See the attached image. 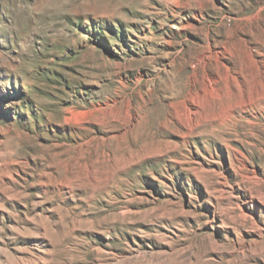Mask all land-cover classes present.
Masks as SVG:
<instances>
[{
    "label": "rangeland",
    "instance_id": "1",
    "mask_svg": "<svg viewBox=\"0 0 264 264\" xmlns=\"http://www.w3.org/2000/svg\"><path fill=\"white\" fill-rule=\"evenodd\" d=\"M249 46L264 0H0V264H264V88L222 109Z\"/></svg>",
    "mask_w": 264,
    "mask_h": 264
},
{
    "label": "bare ground",
    "instance_id": "2",
    "mask_svg": "<svg viewBox=\"0 0 264 264\" xmlns=\"http://www.w3.org/2000/svg\"><path fill=\"white\" fill-rule=\"evenodd\" d=\"M257 54L258 50L257 52H253V50L249 46L246 50V58L244 62H242L243 65L248 67L253 74L252 83L250 82L251 89L249 91L246 90L247 80H245L246 78L241 76L242 74H238L236 75V77H230L229 81H227L226 83V86L228 88V93H226V95H228L227 97L229 98L233 95V93H236L237 97H239V99L235 103L233 102L231 104H228V106L222 108L223 111L229 116L233 115L234 104H239L242 110H245L246 106L254 101H257L260 98L261 93L263 92L264 71L261 74V79L257 78L258 75L254 73V71L257 72L259 70L258 65L260 63L261 67L264 68V57L261 59H257ZM209 59L210 58L208 55L204 54L203 56H201V69L204 72L202 76V79L204 81L202 86L199 89L189 88L184 99L178 100V102L172 106V114L180 119L183 122L182 124H184L188 130H192L198 124L199 119L201 117H205L207 109L209 108L210 100L205 99L204 96L211 95L208 92V89L218 79V76L214 72L212 73L211 71L207 70L208 68L206 67V63L207 61H209ZM196 79V76H194V78L190 80V84H195ZM217 96L220 97L219 94H217Z\"/></svg>",
    "mask_w": 264,
    "mask_h": 264
}]
</instances>
